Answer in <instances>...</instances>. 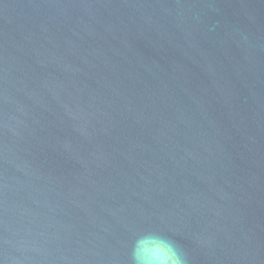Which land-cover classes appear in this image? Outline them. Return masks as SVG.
Returning a JSON list of instances; mask_svg holds the SVG:
<instances>
[{"label": "water", "instance_id": "1", "mask_svg": "<svg viewBox=\"0 0 264 264\" xmlns=\"http://www.w3.org/2000/svg\"><path fill=\"white\" fill-rule=\"evenodd\" d=\"M264 264V0H0V264Z\"/></svg>", "mask_w": 264, "mask_h": 264}, {"label": "clouds", "instance_id": "2", "mask_svg": "<svg viewBox=\"0 0 264 264\" xmlns=\"http://www.w3.org/2000/svg\"><path fill=\"white\" fill-rule=\"evenodd\" d=\"M153 235L168 250L169 255L166 257L145 256L141 251L140 241L135 240L128 252V264H186V258L179 246L169 240L163 239L162 233L158 230H153Z\"/></svg>", "mask_w": 264, "mask_h": 264}]
</instances>
